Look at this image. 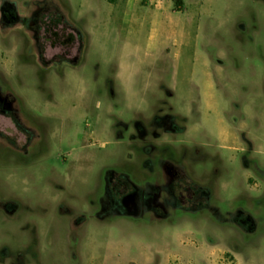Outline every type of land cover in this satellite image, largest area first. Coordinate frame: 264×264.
I'll use <instances>...</instances> for the list:
<instances>
[{"label": "rangeland", "instance_id": "obj_1", "mask_svg": "<svg viewBox=\"0 0 264 264\" xmlns=\"http://www.w3.org/2000/svg\"><path fill=\"white\" fill-rule=\"evenodd\" d=\"M0 94V264H264V0H0Z\"/></svg>", "mask_w": 264, "mask_h": 264}, {"label": "flooded vegetation", "instance_id": "obj_2", "mask_svg": "<svg viewBox=\"0 0 264 264\" xmlns=\"http://www.w3.org/2000/svg\"><path fill=\"white\" fill-rule=\"evenodd\" d=\"M1 16H2L4 24L13 25V24H18L20 21L16 6H13V4L11 3L6 2L5 4H3V6L1 7ZM32 24H33V21H32ZM3 101L5 102L4 98L0 94V104ZM0 114L7 116L9 118H12L10 115L9 116L6 115L8 114V112L3 111L1 109H0ZM180 173L181 174H179V170H175V173H173V175L170 177V180L167 184V190H168L169 196H171L174 199V201L177 202V204L182 205L186 209H196V208L205 207L207 205V202L210 196L209 190L203 185L202 186L196 185L193 180H190L188 178L187 174H182V172ZM135 191L136 190L134 187L133 190H131V192L134 193ZM158 191L160 192V188L158 189ZM184 193L186 194L187 199H188L186 201L184 198ZM145 197H146L145 194H143L144 200H145ZM119 200H122V203H123L122 197L119 198ZM157 206H158V209L156 210L160 211V206L158 204Z\"/></svg>", "mask_w": 264, "mask_h": 264}, {"label": "trees", "instance_id": "obj_3", "mask_svg": "<svg viewBox=\"0 0 264 264\" xmlns=\"http://www.w3.org/2000/svg\"><path fill=\"white\" fill-rule=\"evenodd\" d=\"M182 3H183V0H175V4H176L177 6H181Z\"/></svg>", "mask_w": 264, "mask_h": 264}]
</instances>
